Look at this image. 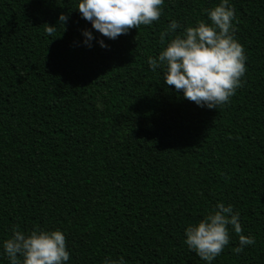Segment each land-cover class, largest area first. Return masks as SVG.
I'll return each mask as SVG.
<instances>
[{
  "label": "trees",
  "instance_id": "obj_1",
  "mask_svg": "<svg viewBox=\"0 0 264 264\" xmlns=\"http://www.w3.org/2000/svg\"><path fill=\"white\" fill-rule=\"evenodd\" d=\"M219 3L164 0L157 21L109 40L77 0H0V264L13 228L59 229L68 264H207L184 229L218 202L255 243L236 252L229 226L211 264H264V0H230L246 72L227 103L199 107L148 65ZM171 20L182 28L162 42Z\"/></svg>",
  "mask_w": 264,
  "mask_h": 264
},
{
  "label": "clouds",
  "instance_id": "obj_2",
  "mask_svg": "<svg viewBox=\"0 0 264 264\" xmlns=\"http://www.w3.org/2000/svg\"><path fill=\"white\" fill-rule=\"evenodd\" d=\"M164 0H77L80 16L89 22L91 28L109 40L127 34L129 29L141 25L149 26L161 16ZM211 23L203 21L195 26L183 28L180 34L172 36L159 54L148 58L151 70L160 69L166 85L174 86L179 94L199 107L208 109L227 103L240 86L246 72L244 49L234 39V9L230 0L207 10ZM68 16L61 13L54 25H48L51 35L54 26L66 25ZM182 26L171 20L160 37L175 33ZM83 46L91 48L92 41L101 48L107 45L94 38L92 32L82 30ZM101 105L98 104V107ZM239 213L231 205L218 202L200 221L184 229V243L197 256L211 264L225 246L229 244V226L238 235L236 252L255 243L251 235L242 233ZM3 252L9 264H68L70 254L66 250L65 235L59 230L35 229L28 234L12 229L10 238L2 242ZM104 264H124L123 260H105Z\"/></svg>",
  "mask_w": 264,
  "mask_h": 264
}]
</instances>
